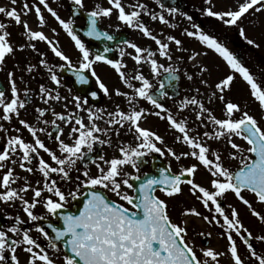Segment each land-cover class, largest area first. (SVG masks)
Listing matches in <instances>:
<instances>
[{
    "label": "snow or ice",
    "instance_id": "obj_1",
    "mask_svg": "<svg viewBox=\"0 0 264 264\" xmlns=\"http://www.w3.org/2000/svg\"><path fill=\"white\" fill-rule=\"evenodd\" d=\"M159 3V0H157ZM17 0H11L13 7L0 6V14L6 18H10L15 24H23L25 35L29 41L25 45H20V48L29 47L33 51H37L36 44L32 41L46 42L50 51L63 61L59 68L63 69L68 66L76 77V82L86 84L88 76L84 74V70H89L91 75L96 78V83L100 90L105 94L109 93V88L100 80L97 75L94 64L104 62L110 65L120 80L131 93L122 91L119 88L113 92L117 96L124 97L128 110H122L119 105L112 112H107L105 109H93L88 106V98L73 96L74 111L72 113H57L51 110L54 119L51 121L43 120L44 124L57 125V120L68 126L66 142L60 135L55 136L57 141V151L52 150L40 139L38 132H45V128H36L28 124L27 121L20 119L19 123L30 132L34 138L33 142H26L19 135L8 139L7 145L0 151V169L6 167L10 161L12 154H17L18 150L22 155L18 156L20 160L19 167L26 172L32 173V167H26L25 162H31L33 158H38V171L42 174L44 183L43 187L32 186L25 180L24 186L19 190L12 187L15 180L19 179L13 175V169L8 171L0 179V187L4 190L0 191V201L5 203L19 200L23 205V211L29 221L35 222L41 219H46V216H38L34 214V209L38 204H42L47 215L53 217L60 215L63 221V227H55L49 223L48 228L55 233L54 238H50V234L45 230V227L36 225L35 231L45 238L48 246L51 249L59 250L58 242H63L64 247L69 254L63 256V264H220L219 257L225 255V252L216 251L209 247L200 249L204 258L198 257L194 247L185 242L187 229L185 226L173 223L168 215V205L165 199H161L155 195L157 187L164 193L165 196L171 197L179 194L182 191V184L190 186V192L201 202L202 206L209 211H214V215L202 216V219L208 223L220 225L224 231L222 235L227 240V254L231 257V264H247L241 256L237 238L243 245L246 246L250 257L254 258L258 264H264V255L258 254L250 238L253 233L244 226L239 219V212L236 208H230L226 211L222 206L221 198L231 191L248 209L251 214L264 222V214L255 210L252 203L246 199L241 193L242 190H247L253 194L254 198L261 203H264V128H261L257 119L250 115L248 111H242L241 106L231 100H225L226 91L230 90L231 84L235 78V74H239L243 80L249 85L251 96L258 101L261 108H264V87L261 86L241 60L230 51L224 44L219 42L214 36L205 33L199 26L193 25V31L185 30V34L189 37H195L207 48L214 50L231 69V73L220 79L215 84V90L212 93L223 104V118H218L209 107L205 106L202 100L196 96L185 98L180 102V109H186L190 105L194 106L196 111V120L200 121L202 126L211 124L213 132L210 134L205 131L201 137L199 134L190 135V129L187 127L186 119H178L165 107L158 99V96H167V92H162L159 89L153 92V85L150 80L141 71H135L134 74L128 75L125 72L126 65L120 60L109 59L103 53H93L86 47L84 41L77 35L73 21L65 20L55 11L47 0H38V4L30 6L28 0H24L22 11L18 12L16 5ZM77 6L83 7V0H73ZM210 3V0H209ZM110 7H100L99 5L88 16V29L85 35L88 37H106L112 40L113 37L107 32L98 30L97 21L100 17H109L115 10L117 19L124 24L134 27L142 31L145 37L150 38L157 46L159 56L165 57L172 61L173 56L170 53V44L163 42L160 38L154 35L150 29L140 20L141 12L145 10L143 3L130 5L132 10L126 11V6L122 0H109ZM43 6L59 25L63 28L66 34L74 42V47L79 51L78 66L72 64V60L60 47L58 41H53L42 30H33L30 28L27 21H22V13L27 15L29 12H35L38 22L41 26L46 23L45 16L42 13L40 6ZM163 9L165 6L160 3ZM250 10L255 12L264 11V0H243L238 3L235 10L228 11H213L208 7L206 12L208 16L216 17L225 25H236L238 21ZM169 12L175 13L177 9L169 8ZM191 20V17H187ZM153 20L159 19L163 24H168V20L163 14L152 16ZM8 24L0 22V66H3L6 61V56L13 54L16 50L11 42V33L7 30ZM55 32V29L51 30ZM240 34L244 35L243 29ZM167 41L172 42L177 49L182 46L183 41L173 35L167 36ZM249 44L254 41L248 40ZM124 43L134 50V55L131 58L135 64L142 66L147 63L151 66V73L159 75L163 69L168 73V79L171 82L177 79L175 75L177 68L168 67L159 64L156 53L150 48H143L136 43L124 41ZM110 49L105 47L104 53ZM44 56V53H39ZM123 56L124 49L120 50ZM201 53L193 52L188 56V59L195 61ZM179 59V58H178ZM39 64L47 68L50 80L57 86H61V79L55 70L56 66H49L45 59H41ZM34 66H29L28 71L31 72ZM201 72L207 71L206 68H201ZM188 80H192L193 76L185 73ZM11 84L10 100L5 96V92L0 90V107L3 110L2 119L8 121L11 115L19 116V109L25 107L27 102V92L25 99H20L15 80L14 73H8ZM134 81L139 82V86H135ZM201 84H207L206 80L201 79ZM161 89L164 87L161 84ZM40 98L45 105L49 101L67 100V97H61L59 92L53 93L49 88L40 86ZM71 92V89H68ZM199 92V89H196ZM217 92L219 95L217 96ZM92 97L97 96V92L91 93ZM140 100L147 101L157 111L149 112L146 108L140 107ZM67 107V104H65ZM50 111L49 108H38L37 120L40 121L44 117L45 112ZM83 111L87 115V123L84 117L79 115ZM164 113L169 125L178 130L181 134L177 136V141L182 140L188 145L191 151L181 152L177 154L172 148H167L166 151L176 161H180L182 157H192L197 163L190 166H182L178 174H169L168 169H161L159 178L152 176L148 177L145 173V179L141 181L139 174V166L143 162V158L151 153H161L163 150L159 144H163V137L150 128L142 126V121L148 115L161 117ZM238 118H237V115ZM104 120L106 127H100L97 121ZM206 121V123H205ZM116 126V135L119 136L120 128L127 127L128 131L134 135L135 144H121L118 146L120 156L111 159H105L104 155H99L96 158L88 161L95 165L97 174H90L88 163H85V158L89 153L93 152L94 145L110 144V139H101V136L108 137L110 132ZM3 126L0 125V128ZM19 131V129H17ZM63 134V129H59ZM233 137L240 138L248 145L246 151L250 154H255L256 159L247 161L242 159L243 167L238 171H231L225 166L224 158L219 151L210 150L209 146L203 142L204 138L214 140H225L231 149L234 151L230 154L231 159H237L242 156L244 149L241 145L234 142ZM43 150L54 162V165L46 161L40 156V151ZM57 152L59 154H57ZM211 157V158H210ZM16 163V161H11ZM83 164V171L80 176L76 177V186L74 189L67 191L61 190L57 184V180L51 178V174H58L61 180L72 181L70 173L80 171L77 168V163ZM125 166H131L136 169V175H130L124 171ZM203 167L210 174L209 187H205L200 183L195 182V174L198 168ZM83 177L81 179L80 177ZM184 178V179H182ZM130 181H141L134 189V184ZM30 188L33 191V199L31 201L24 198L22 193L27 192ZM82 189H90L87 192V198L84 201L83 210L78 215L65 213L61 210L65 208L69 199L75 200L78 196L85 195ZM103 189L114 194L120 201H124L131 207H125L123 203L112 201L104 192L97 190ZM128 190H133L136 195H130ZM47 191L52 195L44 197L42 193ZM55 197V199L53 198ZM185 215H194L201 217V212L195 207H189L184 211ZM222 220V223H221ZM23 221L19 217L16 218V224L7 229H0V264H8L6 252L11 253L10 259L19 264L16 255L17 248L23 246V250L29 254L27 264H56L53 256L49 254L31 235L30 231L22 230L18 225ZM9 233L19 237L13 239ZM255 240L264 243V234L255 237Z\"/></svg>",
    "mask_w": 264,
    "mask_h": 264
},
{
    "label": "flooded vegetation",
    "instance_id": "obj_2",
    "mask_svg": "<svg viewBox=\"0 0 264 264\" xmlns=\"http://www.w3.org/2000/svg\"><path fill=\"white\" fill-rule=\"evenodd\" d=\"M38 4V0H34ZM233 1V9L237 8L234 5ZM49 6H51L57 13L61 16V18L66 21L71 19L73 21V27L77 33L84 41L86 47L90 49L93 53H103L108 56L109 59L120 60L125 65L124 69L126 74L132 75L135 71H141L143 74L150 80L153 85V92L156 90H161V84L168 75L165 73L163 69L160 70L159 75H154L151 73L150 64H143L142 66H138L135 64L134 60L131 58V55H134V50L128 47L124 41H128L130 43H136L140 47L150 48L153 52L156 53V59L159 64H162L161 61L166 58H162L158 53V46L148 37H145L137 28L130 27L123 22L117 19V13L114 10L112 15L109 17H100L97 21L98 30L107 32L109 35L113 37L112 40H108L106 37H100L99 39L95 37H88L85 35V32L88 29V16L87 14L94 10L97 5L100 7H110L109 0H83V7L77 6L73 3V0H47ZM122 3L126 6V11H131L132 9L128 6L135 5L139 3H143L146 7L145 10L141 12L140 20L150 29V31L160 38L163 42H167L170 45L172 42L167 41L168 35H173L178 39L183 41V44L188 46V52L183 55V59H178L179 63L176 66H172L177 68L176 72L179 75V94L177 96L172 95L171 91H163L167 92V96H158L159 100L165 105V107L173 114V116L178 119H186L188 121L187 127L190 129V135L199 134L201 137L205 131L210 134L213 132V127L211 124H207V126H202L200 121L196 120V111L194 106H189L186 109L181 110L179 105L182 100L185 98H191L196 96L197 99L202 100L205 103L206 107H209L213 114L218 118H223V104L216 98L212 96V93L215 90V84L219 82L220 79L224 78L226 75L231 73V69L226 64V62L221 60H216L213 64H209V61L214 56H207L205 64L200 65L199 67H193V61L188 59V56L193 52H203L204 55H207V51L205 49V45L198 41L195 37H189L185 34V30L193 31V25L199 26V29H202L205 33L214 36L219 42L224 44L230 51H232L241 62L247 66L250 72L253 74L255 79L262 87H264V11L255 12L251 10V40L254 41L253 44H249L245 41L243 35L240 34L238 25H225L221 20L216 17L207 15V8L211 7L213 11H223L221 9V0H122ZM160 3L164 4V8L160 7ZM168 4V5H167ZM42 9V13L45 16L46 23V31L48 29V33L45 34L50 36L49 38L53 41H58L59 47L70 56L72 60V64L74 66H78L79 61V51L75 49L74 42L71 38L66 34L63 28L59 25V23L53 18L47 10L40 6ZM169 8H175L177 11L175 13H171L168 11ZM163 14L165 18L168 20V24H163L159 21V19L153 20L152 16ZM191 17L189 20L187 17ZM8 24L7 30L11 33L10 40L14 44L16 50L13 54L6 56V61L3 66H0V90L5 92V96L8 100L12 98L11 96V84L9 80L8 73L13 72V79L15 80L16 87L18 90V95L20 99H25V93L27 92V102L25 107L19 109V116L15 114L11 115V119L5 121L2 119L3 110L0 107V125L3 127L0 128V151L7 145V141L9 138L13 136L19 135L26 142H33L34 138L30 134V132L23 125L19 123L20 119H23L28 122V124L32 125L36 128H45V132H38L40 139L45 143L46 146L51 148L54 151H57L56 145L57 141L55 140V136L60 135L62 139H65L66 142H70L67 139L68 126L63 122L57 120V125L53 126L50 123L44 124L43 120L51 121L54 119L52 116L51 110H55L57 113H72L74 111V104L72 102L73 96H80L81 98H88V106L93 109H105L107 112H112L115 110L116 105H119L122 110L127 111L128 105L124 97L117 96L114 94L113 90L119 88L122 91H127L131 93V89H128L126 85L122 83L119 78L118 73L108 64L104 62H98L94 64V69L97 75L100 77V80L106 84L109 88V93L105 94L102 90L99 89L98 84L96 83V78L91 75L89 70H84V74L88 76V82L86 84H81L76 82L75 76H70L64 69H69L68 66H65L63 69L59 68L63 61L59 60V58L55 57V55L50 51V48L46 42L42 41H32L36 44L37 51H33L29 47L20 48V45H25L29 41L25 36V32L23 31V27L15 24L14 22L3 21ZM38 23V30H42V27ZM55 29V32L51 30ZM112 43V45H110ZM201 45V46H199ZM107 47L110 49L109 52L104 53V48ZM198 47L199 49H196ZM96 48V49H94ZM124 49V55L121 56L120 50ZM25 50V51H24ZM200 50V51H197ZM24 51V52H23ZM39 53H44V56H41ZM131 54V55H130ZM209 58V59H207ZM41 59H45L49 66H56L55 70L57 75L61 79V86L57 87L51 80L47 71V68L44 65L39 64ZM185 64V69H181L180 66ZM29 66H34L33 70L29 72L27 69ZM168 65H164L167 67ZM201 68H206L207 71L201 72ZM185 73L188 75H192L193 79L188 80ZM201 79L206 80L207 84H201ZM240 75L235 74V78L231 84L230 90L225 93V100H231L233 102L241 105L240 91L245 88V84L243 81L241 85H239ZM175 83V79L173 80ZM135 86H139V82H133ZM246 83V82H245ZM43 85L46 88H49L55 92H59L61 97H67V100L61 99L59 101H49L48 105H45L40 98V86ZM71 89V92L68 91ZM199 89V92L196 91ZM247 89L250 92V87L247 84ZM95 91L97 92L96 97H92L91 93ZM219 93L217 92V96ZM251 96V93H250ZM67 104V107H65ZM140 107L146 108L149 112H155V109L150 103L144 100H140ZM38 108H49L50 111L45 112L44 117L41 118L40 121L37 120ZM252 115L253 109L251 107V102H249V107L246 110ZM79 115L84 117L85 123H87V115L83 111L79 112ZM165 114L161 113V117H157L155 115H148L146 119L142 121V126L150 128L151 130L158 133L159 128L167 129V131H175L168 121L163 118ZM237 118L239 114H236ZM100 127H106L104 120L97 121ZM206 123V121H205ZM264 127V124H261ZM63 129V134L59 131V129ZM19 129V131H17ZM119 136L116 135V126H113L112 131L110 132L108 137L101 136V139H110V144L101 145L96 143L93 148V152L89 153L87 158H85V163H88V169L90 174H97V169L94 164L89 163L93 158L98 157L99 155H104L105 159H111L113 157L120 156L118 151V146L123 144H135V138L132 133H130L125 126L124 128L119 129ZM234 142L241 145L244 149L242 156L237 159H231L230 154L234 151L231 149L230 145L223 139L217 141L214 139L204 138L203 142L206 143L210 150L221 152L225 166L229 167V169L233 172L239 170L243 167L242 159L247 161L252 159V154L246 151L248 145L245 141L240 138L233 137ZM166 140V144H168ZM163 154L161 153H151L150 155L143 158V162L139 166V174L141 177L144 174H149L153 170L154 166V157L163 158L170 170L174 173H179L176 170L175 162L166 155L165 147L162 148ZM167 149V145H166ZM40 151V156L43 157L46 161L54 165V162L50 160V157L47 153H44L43 150ZM57 154H59L57 152ZM22 155V152L18 150L17 154H12L11 159L7 162L6 167L0 169V179L2 176L8 171L9 168L13 169V175L19 177V179L15 180L12 184V187L19 190L24 186L25 180L32 186L35 187H43V177L42 174L37 170L38 169V158H33L31 162H25L26 167H32L34 171L32 173L26 172L24 169L19 167L20 160L18 156ZM211 158V157H210ZM16 161V163H12L11 161ZM77 168L80 171L73 170L70 175L72 176V181H64L61 180L58 174H51V178L57 180L58 186L63 191H67L69 189H74L76 186V177L80 176V172L83 171V164L78 162ZM124 171L129 173L130 175H136V169L131 168V166H125ZM205 179H211L208 171L204 170ZM83 179V177H80ZM195 182L203 184V181L196 179L194 177ZM132 182V181H130ZM187 185L182 184V186ZM30 188L27 192L22 193L24 198L31 201L33 199V191ZM4 189L0 187V191ZM104 191L108 197L118 203H123L124 201H120L114 194L111 192H107L103 189H98ZM126 191H130L125 189ZM85 191V189H82ZM134 194V189L132 190ZM241 194H247L246 199L252 203V206L255 210H263L264 211V203L256 200L250 192L247 190H242ZM44 197L52 195L47 191L42 193ZM78 196L76 199H78ZM55 199V197L53 196ZM75 199V200H76ZM75 200L69 199L64 209H70L74 206ZM223 200L224 207L226 211L230 210V208H236L239 212V218L245 219L248 222L246 228H248L252 233L253 237L250 238V242L253 243L256 248L258 254L264 255V243H261L258 240H255V237L258 235L264 234V222L259 221V219L251 214V210L248 209L243 203L230 191L225 194L224 197L221 198ZM126 206V205H125ZM127 207V206H126ZM34 214L38 216H46V219H41L39 221H29L26 213L23 211V205L19 200L14 202L5 203L0 201V229L7 231L8 228L16 224V218L19 217L20 220L23 221L22 224L18 225L22 230L30 231L31 235L38 240V242L49 251V254L53 256L56 261V264H63V256L66 255L64 247L62 243H58L59 250L51 249L48 246V242L45 240L43 236H41L38 232L35 231L36 225H40L45 227V230L49 232L50 229L47 227L49 223L54 226L58 224L59 219L58 215L53 217L51 215L46 214V210L42 206V204H38L37 207L33 210ZM264 214V212L262 213ZM222 223V222H221ZM221 232L222 229H221ZM9 235L13 239H17L19 237L9 233ZM224 238V236H223ZM209 239L207 240L208 244L204 245V249L209 248ZM227 247V240L224 238ZM237 244L239 246V251L241 256L245 259L247 264H258V262L250 257L246 246L243 245L242 241L237 238ZM224 252V251H221ZM19 264H27L29 259V254L23 250V246L17 248L16 253ZM11 253L6 252V259L8 260V264H15V262L10 259ZM227 253L222 257H219L220 264H226ZM231 259V257L229 256ZM201 259H209L204 258L202 256ZM209 264L211 261L209 259Z\"/></svg>",
    "mask_w": 264,
    "mask_h": 264
},
{
    "label": "rangeland",
    "instance_id": "obj_3",
    "mask_svg": "<svg viewBox=\"0 0 264 264\" xmlns=\"http://www.w3.org/2000/svg\"><path fill=\"white\" fill-rule=\"evenodd\" d=\"M24 0H17L16 5H14L18 12L22 11V4ZM30 6L32 4H37L36 1L34 0H28ZM243 0H234V5L238 6V3H242ZM221 9L223 11H228L233 9V1L232 0H221ZM0 6L3 7H13L11 4V0H0ZM3 21H9L13 22L10 18L4 17L2 14H0V22ZM22 21H27L29 24L30 28L33 30H38V18L33 11L29 12L27 15H24L22 13ZM5 23V22H4ZM239 31L243 29L244 31V39L247 42L249 39L251 40V10L249 13H246L237 23ZM19 26L23 27V24H19ZM46 26L44 25L42 27L43 31H46ZM23 31L25 32L24 28ZM48 33V29L46 31V34ZM26 36V35H25ZM50 37V36H49ZM51 38V37H50ZM251 45V44H250ZM201 46V45H199ZM196 49H199L196 47ZM207 51V55H204L203 52H198L201 53L197 57V59L192 63L193 67H199L202 64H205L206 57L209 56H214L210 61L209 64H213L216 60H221L219 54H217L214 50L205 47ZM25 51V50H24ZM23 51V52H24ZM200 51V50H197ZM188 52V46L185 44H182V46L177 49V47L172 43L170 45V53L173 56V60L169 61L167 59L162 60L161 63L162 65H172L176 66L177 63H179V59H183V55ZM164 58V57H162ZM209 59V58H207ZM178 65V64H177ZM167 66V67H168ZM247 67V66H246ZM181 69H185V64L180 66ZM243 78L240 76L239 79V85L242 84ZM245 88L240 91V100H241V110L246 111L249 107V102H251V107L253 109L252 115L257 119L259 125L261 128H264L261 126V124H264V108H261L259 105L258 101H256L252 96H250V92L247 89V83H245ZM158 134L163 137V144H159L161 148L165 147L166 150V145L167 148H172L174 151L177 152V154H180L181 152H186V151H191L190 147L186 145L182 140L177 141V136H180L181 134L178 132V130H175L173 132L167 131V129L159 128L158 129ZM166 140H168V144H166ZM163 150V149H162ZM164 151V150H163ZM166 155L170 157L174 162H175V167L177 172L180 171L182 166H190L193 163H197V161L192 158V157H182L180 161H176L171 155H169L166 152ZM204 168L200 167L198 168L195 177L196 179H199L203 181V186L209 187V179H205V173H204ZM201 184V183H200ZM130 195H133L132 190L128 191ZM230 192V191H229ZM227 192V193H229ZM226 193V194H227ZM244 197H247V194H242ZM157 196H159L161 199H165L166 203L168 205V215L173 223L181 224L186 227L187 233L185 236V241L189 243L191 246L194 247V250L197 252V255L199 258H202V253L200 249H204V244L202 243V240L206 234L210 235V240H209V246L216 251H224L226 252V243L224 241L221 229L222 227L220 225H216L214 223H208L202 219V216H209L211 217L214 215V211H209L208 209H205L201 202L196 199L195 196H193L190 192V186L189 185H183L182 186V191L179 194H176L174 196L168 197L165 196L163 192L157 191ZM125 205L127 207H131L130 205H127L125 202ZM189 207H195L198 211L201 212V217H197L194 215H185L184 211L185 209ZM261 214L264 212L263 210H259ZM244 226L246 227L248 225V222L245 219L239 218ZM222 222V220H221ZM224 231V229H222ZM228 255V254H227ZM227 263L226 264H231V259L229 258V255L226 257Z\"/></svg>",
    "mask_w": 264,
    "mask_h": 264
},
{
    "label": "water",
    "instance_id": "obj_4",
    "mask_svg": "<svg viewBox=\"0 0 264 264\" xmlns=\"http://www.w3.org/2000/svg\"><path fill=\"white\" fill-rule=\"evenodd\" d=\"M166 3H167V0H165ZM112 45V43L110 44ZM96 49V48H94ZM69 73V75L71 76H75V74L73 73V71L71 69H66ZM177 76V79H175V83L174 81L172 80L171 82L169 81L168 79V75H166L164 81H163V88L162 90L160 91H167V92H170L172 93V95L174 96H177L179 94V84H178V80H179V75L175 74ZM159 99V98H158ZM87 158V157H86ZM253 159H256V156L255 154H253ZM161 169H168V166L167 164L165 163L164 160L162 159H158V157H155V160H154V168H153V172L148 174L147 176L148 177H152V176H155L157 178H159L160 176V170ZM169 174H172L171 172ZM145 179V177L141 178V181ZM184 179V178H182ZM141 181H132V183L134 184V189L138 186V184L141 182ZM157 189H159V187H157ZM90 189H85V195H83L82 197L78 198L75 200V204L73 206L72 209H63L61 211L65 212V213H72V214H75V215H78L80 211L83 210V205H84V201L86 200L87 198V192L89 191ZM103 192V191H102ZM105 194V193H104ZM137 193L135 192V195ZM106 195V194H105ZM107 196V195H106ZM222 202V206H223V201ZM58 219H59V222L58 224L55 225V227H63V221L60 217V215L58 214ZM50 229V228H49ZM55 236V233L52 232V230L50 229V238H54ZM208 238V236H206L205 240H204V243L207 244V241L206 239ZM59 243V242H58ZM60 243H62L63 247H64V244L63 242L61 241ZM64 250L67 254L68 253V250L64 247Z\"/></svg>",
    "mask_w": 264,
    "mask_h": 264
}]
</instances>
